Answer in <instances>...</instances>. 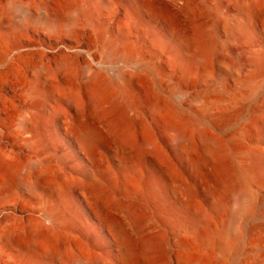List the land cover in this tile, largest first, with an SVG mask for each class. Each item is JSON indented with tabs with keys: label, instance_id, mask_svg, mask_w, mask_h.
<instances>
[{
	"label": "rangeland",
	"instance_id": "374dc122",
	"mask_svg": "<svg viewBox=\"0 0 264 264\" xmlns=\"http://www.w3.org/2000/svg\"><path fill=\"white\" fill-rule=\"evenodd\" d=\"M65 1L0 0V155L18 163L13 173L0 167V264H264V164L255 159L264 156V79L244 83L264 60V0H72L77 7L64 9ZM196 28L207 62L188 41ZM94 72L119 101L94 105L85 84ZM142 76L148 83L134 85ZM119 109L140 121L134 141L113 130ZM94 125L104 139L89 149L82 131ZM214 140L236 167L238 196L210 177ZM157 147L176 168L165 185L170 165ZM105 173L107 189H93L88 178ZM148 189L156 203L140 200ZM189 203L213 222L202 224ZM56 209L87 248L75 233L54 253L29 241L32 221L51 226ZM123 226L152 244L135 262L122 255Z\"/></svg>",
	"mask_w": 264,
	"mask_h": 264
},
{
	"label": "bare ground",
	"instance_id": "6f19581e",
	"mask_svg": "<svg viewBox=\"0 0 264 264\" xmlns=\"http://www.w3.org/2000/svg\"><path fill=\"white\" fill-rule=\"evenodd\" d=\"M250 4V3H249ZM77 7L76 2H73L72 0H66L63 4L64 9H74ZM258 8V5L251 4L248 7H246V11L248 16L246 18H249L248 22L251 23V19L253 18V15L255 14L256 10ZM247 21V20H246ZM247 25V24H245ZM236 29H244L245 27L242 26H236L234 27ZM188 41H190L193 45H195L196 54L198 57L204 61L207 62L209 59V43L207 42V39L205 37L204 31L202 28H196L194 37L188 38ZM261 57V56H260ZM264 57V56H262ZM178 66L180 64V59L176 58L174 61ZM259 65H261L260 73L251 76L248 78L244 83L247 85L251 83V80L254 78H259L263 81L264 79V60H259ZM191 73V68L187 66H184V74L188 77ZM189 78V77H188ZM148 83L147 77H141L140 80L135 81V84H144ZM85 84L90 87L94 92L96 93V98L94 100V105L97 107L105 106L106 104H112L116 101H119V96L116 91V88L111 85L110 80L107 79L105 76L94 72V74L87 78L85 81ZM139 120H135L131 117H129L124 110H118L116 111L112 117H111V125L113 127V130L115 134L124 140L134 141L133 135L134 130L133 126L136 125V123L139 124ZM146 131L149 132V129L145 126ZM82 137L84 144L87 148L93 149V145L97 142H101L104 139V133L102 130L97 126H91L89 128H83L82 131ZM182 138V137H181ZM41 140L44 138L41 137ZM180 140V139H179ZM234 148H241V144L238 142L233 145ZM156 153L160 155L161 158L165 162H167L170 166L167 171L162 173L160 181L162 182V185H165V183H169L168 180L174 179L176 168L173 164H170V161L166 158V156L162 153L159 147L155 148ZM143 152V151H142ZM207 154V160L212 162L214 165V169L210 174L211 179L215 182L216 188H223L229 186L231 188V193H235L233 195L238 196L237 192L233 191L235 189L233 187V180L236 177V167L233 164L232 161H227L226 157V149L225 146L218 140H214L207 146L206 149ZM140 159H145V154L141 153L137 156ZM256 162L258 166H261L264 164V156L256 154ZM0 167L6 170L9 173H13L14 170L18 167V163L16 161H5L3 157L0 155ZM102 172H105L101 168ZM132 173V177L130 178L131 182H135V180L140 176L139 170L136 168ZM104 178L97 179L93 177H89L88 181L93 186V189L95 190H103L107 189V183H109V179L107 178V174L105 173L103 175ZM13 181V180H12ZM165 181V183L163 182ZM186 191L188 195L190 196V201L192 202V197L194 194V187L193 186H186ZM110 196V195H109ZM141 196L140 200L144 203L150 202V203H156L157 202V196L153 192L152 189H148V195L147 197ZM105 197V196H104ZM240 197V196H239ZM189 207L186 208L190 212V214L194 213L197 216L200 217V221L202 224H211L213 222L212 214L210 211H206L203 208L196 207L193 203ZM56 214L54 216L53 213L47 214L48 219L52 220V225L48 226L43 221H32L34 222L31 231L28 233V239L30 242H36V241H44L52 250V253H54V250L56 249L57 245L61 242V239L69 233H75L77 238V243H79L82 246H88L85 239L83 238L82 232H77L74 230L72 226L66 223V220L64 219V215L61 214L60 210L56 209ZM120 239L122 241V255L123 257L129 261V262H135L140 259V257L150 250L152 248V244L145 245L136 237L134 232L129 228L128 226L121 227L120 230ZM44 244V243H43ZM199 264H209V257H204L201 259Z\"/></svg>",
	"mask_w": 264,
	"mask_h": 264
},
{
	"label": "water",
	"instance_id": "95a60500",
	"mask_svg": "<svg viewBox=\"0 0 264 264\" xmlns=\"http://www.w3.org/2000/svg\"><path fill=\"white\" fill-rule=\"evenodd\" d=\"M67 50L71 51L74 54H81V48L78 45H73L70 48H67Z\"/></svg>",
	"mask_w": 264,
	"mask_h": 264
}]
</instances>
